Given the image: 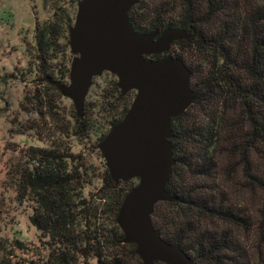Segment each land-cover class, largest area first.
<instances>
[{
  "label": "trees",
  "instance_id": "16d2710c",
  "mask_svg": "<svg viewBox=\"0 0 264 264\" xmlns=\"http://www.w3.org/2000/svg\"><path fill=\"white\" fill-rule=\"evenodd\" d=\"M204 2V14V3L195 5L193 0H183L179 13L172 12L166 0H141L129 12L132 25L140 32L166 27L193 32L192 38L173 44L183 54L173 49L168 52L183 58L192 70L195 101L172 120L176 163L167 190L176 199L160 201L152 220L162 237L180 244L195 264H254L248 245L231 226H262L251 224L245 211L233 205L224 183L225 175L233 178L241 172L247 186L264 190V0ZM221 15L231 22L224 21L218 32L203 29V24ZM60 34L56 30L48 33L50 37ZM51 47L52 42H44L43 33L37 36V53L45 75L41 79L60 80L46 73ZM187 49L202 54V61L209 66L206 74L197 76L184 55ZM47 86L60 92L54 84L47 82ZM113 88L121 108L112 115L99 141L124 117L136 94L131 91L124 95L115 82ZM40 99L47 113L57 108L51 94H42ZM88 110L86 102L84 117H75L71 135L78 139H87L94 126ZM26 158L13 183L19 198L32 202V222L46 238L48 264H131V258L135 264H144L136 245L124 242L117 222L123 199L138 180L117 184L106 168L102 186L95 187L96 176L85 156L55 136L49 147H31ZM90 187L93 189L86 192ZM260 215L264 224V204ZM15 242L19 248L25 247L20 239ZM7 247L0 242V264H26L25 257H18Z\"/></svg>",
  "mask_w": 264,
  "mask_h": 264
},
{
  "label": "rangeland",
  "instance_id": "374dc122",
  "mask_svg": "<svg viewBox=\"0 0 264 264\" xmlns=\"http://www.w3.org/2000/svg\"><path fill=\"white\" fill-rule=\"evenodd\" d=\"M76 1L0 0V242L6 244L18 257H25L26 264H48L46 238L32 222V202L28 199L21 200L13 183L18 176V167L27 159L26 152L31 147H49L55 136L63 141L64 146L85 156L96 176L94 186L99 188L102 186L101 176L107 168L106 160L98 148L99 139L109 128L112 115L121 108V102L117 100L118 92L113 90L118 77L110 72L96 77L86 98L89 118L95 123L87 139H78L79 137L71 135L77 116L73 101L61 91L48 87V81L41 79L45 75L37 53V36L43 33L44 42H52L49 49L52 59L48 62L46 73L69 83L74 57L70 47L69 28L78 11ZM145 1L160 3L163 0ZM166 1L173 8L172 12L182 11L183 0ZM193 1L195 5L198 2L204 3L202 14L207 11L204 0ZM224 21L222 15L220 18L215 16L210 19V24H203V29L208 33L218 32L222 24L225 26V22L230 20ZM51 30L60 31L61 34L50 37L48 33ZM171 49L183 54L178 46L173 45ZM186 51V60L200 74L197 76L206 74L209 66L202 61V54L196 49ZM67 70L68 73L64 76ZM42 94L53 96L57 108L52 113H47L41 104ZM38 100L41 107L37 106ZM111 102L118 105L114 107ZM234 120L238 118L235 117ZM255 159L258 161V157ZM233 163L238 166L236 161ZM225 178L224 188L232 198L233 205L245 211L251 224L262 226H253L252 229L241 225L231 227L240 240L248 245L254 257L253 263L264 264V224L260 215L264 204V190L258 186H247L241 172L233 178L230 175H225ZM90 189L93 187L86 192ZM223 225L227 226V223L224 222ZM16 239L24 242L25 247L19 248ZM135 262L131 258V264Z\"/></svg>",
  "mask_w": 264,
  "mask_h": 264
},
{
  "label": "water",
  "instance_id": "95a60500",
  "mask_svg": "<svg viewBox=\"0 0 264 264\" xmlns=\"http://www.w3.org/2000/svg\"><path fill=\"white\" fill-rule=\"evenodd\" d=\"M141 0H79L69 29L74 57L69 83L45 77L70 98L80 118L96 77L110 72L126 95L135 97L124 117L99 142L112 179L138 180L121 204L117 222L124 242L136 245L144 264H195L180 244L165 240L152 215L160 201L176 199L168 190L173 166L172 120L195 101L193 72L183 58L168 55L175 41L188 40L193 32L166 27L162 31H137L129 12Z\"/></svg>",
  "mask_w": 264,
  "mask_h": 264
},
{
  "label": "flooded vegetation",
  "instance_id": "af4514ba",
  "mask_svg": "<svg viewBox=\"0 0 264 264\" xmlns=\"http://www.w3.org/2000/svg\"><path fill=\"white\" fill-rule=\"evenodd\" d=\"M79 2V1H78ZM78 4V3H77ZM160 31H162V30H160ZM174 44V43H173ZM173 46V45H172ZM170 52V51H169ZM169 55H172V54H170V53H168ZM157 55H159L160 57L159 58H155V56H157ZM166 56H168V55H165V53L164 54H156V55H154L153 56V58H155V59H160V58H163V57H166Z\"/></svg>",
  "mask_w": 264,
  "mask_h": 264
}]
</instances>
